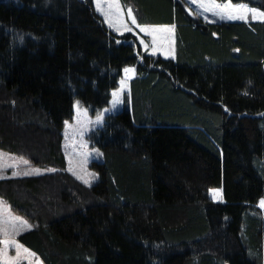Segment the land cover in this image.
Wrapping results in <instances>:
<instances>
[{"label":"trees","instance_id":"1","mask_svg":"<svg viewBox=\"0 0 264 264\" xmlns=\"http://www.w3.org/2000/svg\"><path fill=\"white\" fill-rule=\"evenodd\" d=\"M120 1L140 24L173 25V57L112 31L91 0H0V147L54 168L0 179L31 224L18 241L43 264H261L264 18ZM128 66L121 108L88 135L102 159L86 185L65 167L64 120L74 99L107 105Z\"/></svg>","mask_w":264,"mask_h":264},{"label":"rangeland","instance_id":"2","mask_svg":"<svg viewBox=\"0 0 264 264\" xmlns=\"http://www.w3.org/2000/svg\"><path fill=\"white\" fill-rule=\"evenodd\" d=\"M95 10L101 15L105 25L109 27L112 31L117 34L123 33H131L135 36L137 44L141 47V49L146 51L149 54H153V48L155 47L157 50L155 55H161L163 57H173L174 55V27L172 24H140L136 22V24L132 23V17H135V12L131 4L129 3H122L120 0H102L105 6V12L109 13L108 19H106L105 15L97 10V6L95 0H91ZM184 3L187 4L188 8L191 10L194 16L201 17L205 20H262V17L256 16L254 18V14L250 11H243L241 13L240 10H236L235 6L237 5H245L247 9H257L259 12H263L260 8L256 6L248 5L247 3H233L229 0L225 1H216L215 3L220 4L221 6L226 3H231L233 5V14L239 16L241 14L245 15V19H230L228 12L225 11L223 16L215 14V11H205V8L201 6V4H209L211 0H197L196 3H193V0H183ZM109 3H114L118 5L119 11L114 6L111 10L108 9L107 5ZM129 9L131 10V16L128 15ZM111 20V26L108 22ZM136 20V18H135ZM146 27L152 34L149 32L141 31V27ZM125 27L130 28L131 31H126ZM119 29V30H118ZM155 37V45L153 44V38ZM135 39H133L135 41ZM131 40V41H133ZM141 40L144 43H141ZM147 45V48L145 47ZM168 52H171L172 55H167ZM127 68H132L128 66ZM125 69V68H124ZM133 69V68H132ZM132 73H125L124 70L122 72V76L118 81V85L116 88L112 90L111 98L109 103L98 110L96 113L90 112L89 108L85 105H82L79 100L74 99L72 105V114L69 118H66L63 123L62 129V140H61V147L65 158L66 169L76 178L77 176L83 177V179H79L84 183V179L89 180V183L86 185L91 184L97 179V173L90 168V163L92 161H98L102 159L101 151L91 143L88 138L89 133L102 125L104 117L106 114L110 112H114L121 108L122 99L126 95L129 90V80L132 76ZM124 81V85H121V81ZM113 92H117V97H113ZM116 99V103L113 104V100ZM77 101L79 102V111L77 110ZM101 115L102 119L98 122L97 116ZM68 122V127H66L65 122ZM0 153L3 154L2 160H0V179L1 178H8V177H23L29 175H23L22 173L27 171L30 172V175L34 174H41L44 172H48L53 170L54 168L48 166H38L32 164L25 156L12 152L8 149L0 147ZM25 161L27 163H25ZM71 169V170H69ZM36 170H39L38 172ZM20 173L17 175H13V173ZM75 173V174H74ZM78 179V178H77ZM218 188L213 189L215 191H211L209 197L213 201L220 200V192L218 195H215V192ZM220 191V190H219ZM218 196V197H217ZM0 216L4 219H7L9 216H15L22 218V220L27 221L26 225H20L19 221H16V231L15 233L10 236L9 238L15 239L19 244H21L18 239L17 235L22 231L28 229L31 224L27 218H25L22 214L15 211L10 204L0 196ZM260 206V202L258 203ZM8 229L12 231L11 223L8 225ZM3 233H0V239H3ZM22 245V244H21ZM24 248H26L23 245ZM0 248H3V245H0ZM28 249V248H27ZM31 253H34L30 250ZM35 254V253H34ZM16 249L14 246H9L8 248V256L15 257ZM39 261V264H43L41 259L35 254V256L28 257L26 259H22L19 261V264H36ZM2 264V262H0ZM261 264H264V253L261 258Z\"/></svg>","mask_w":264,"mask_h":264},{"label":"snow or ice","instance_id":"3","mask_svg":"<svg viewBox=\"0 0 264 264\" xmlns=\"http://www.w3.org/2000/svg\"><path fill=\"white\" fill-rule=\"evenodd\" d=\"M196 2H197V0H193V3H196ZM95 3L97 6V10L101 11L105 15L106 19H108L109 13L105 12V6H104V3L102 2V0H95ZM114 6L117 8V11H119L118 5H115L114 3H109L107 5L109 10H111ZM201 6L205 8V11H212V10L219 9V11H215V14L221 15V16H223V13L225 11H227L230 19H245L246 18L245 15H243V14H241L239 16L233 14L234 9H233V5L230 2L221 6L220 4L215 3V0H211V2L209 4H207V5L201 4ZM235 9L240 10L241 13H243V11H245V10L250 11L254 14V18L256 16L264 18V12H259L257 9H254V8L253 9H247V7L245 5H237V6H235ZM128 15L131 16V10L130 9L128 11ZM108 22L110 23V26H111V20H109ZM132 23L136 24L135 17H132ZM137 26L141 27V31L149 32V34H152L148 28L142 27L139 25H137ZM125 30L131 31V29L127 28V27H125ZM141 43L143 44L144 41L141 40ZM155 43H156V41H155V37H154L153 38V44L155 45ZM145 47L147 48V45H145ZM156 50L157 49L154 47L153 48V54H155ZM167 55H172V53L168 52ZM124 72L125 73H132V72H134V69L126 67L124 69ZM121 85L122 86L124 85L123 80L121 81ZM112 95L114 98H116L117 92H113ZM116 102H117L116 99H114L113 104H115ZM77 110L79 111V102L78 101H77ZM101 119H102V116L98 115L97 121L99 122ZM65 125H66V127L69 126L67 121L65 122ZM2 158H3V154L0 153V160H2ZM25 163H27V162L25 161ZM69 170H71V169H69ZM36 171L38 172L39 170H36ZM50 171H53V170H50ZM17 174H20V173H16V172L13 173V175H17ZM22 174L23 175H30L31 173L25 171ZM77 178L83 179V177H81V176H77ZM84 183L88 184L89 180L84 179ZM213 191H215V190H213ZM0 204H2V201H0ZM260 206L262 208H264V199H261ZM16 221H19L20 225H26L27 224V221H24V220H22V218H19V217L9 216L7 219H4L2 216H0V233H3V237H4L3 239H0V245H3V248H0V262H2V264H19L20 260L26 259V258L31 257V256H35L34 253H31L29 249L24 248L23 245L19 244L15 239L9 238L16 231V224H15ZM10 223L12 225V231L11 232L8 229V225ZM9 246L15 247V249H16L15 257H9L8 256ZM30 264H31V262H30ZM36 264H39V261H37Z\"/></svg>","mask_w":264,"mask_h":264},{"label":"bare ground","instance_id":"4","mask_svg":"<svg viewBox=\"0 0 264 264\" xmlns=\"http://www.w3.org/2000/svg\"><path fill=\"white\" fill-rule=\"evenodd\" d=\"M146 24H147V23H146ZM135 40H136V39H135ZM219 192H220L219 189H217L216 192H215V195H218ZM217 197H218V196H217Z\"/></svg>","mask_w":264,"mask_h":264},{"label":"water","instance_id":"5","mask_svg":"<svg viewBox=\"0 0 264 264\" xmlns=\"http://www.w3.org/2000/svg\"><path fill=\"white\" fill-rule=\"evenodd\" d=\"M213 190V188H210L209 190H208V194H210V192Z\"/></svg>","mask_w":264,"mask_h":264}]
</instances>
